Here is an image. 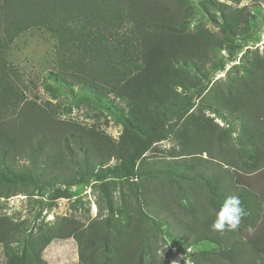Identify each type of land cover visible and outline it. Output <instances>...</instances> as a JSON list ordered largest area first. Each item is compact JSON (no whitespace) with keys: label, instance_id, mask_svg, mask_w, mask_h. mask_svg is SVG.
<instances>
[{"label":"trees","instance_id":"trees-1","mask_svg":"<svg viewBox=\"0 0 264 264\" xmlns=\"http://www.w3.org/2000/svg\"><path fill=\"white\" fill-rule=\"evenodd\" d=\"M229 1L241 3L243 0ZM183 12L186 15L180 0H0V34H3L0 48L8 41L7 27L16 24L18 17L29 18L34 24L56 31L63 40L58 53L59 71L49 74L52 84L47 86L48 91H70L67 84L69 78L77 81L74 83L71 80L73 84L88 81L99 91L114 93L141 109L148 104L144 108L148 115H153L151 105L154 103V113L161 114L166 103L158 102L169 101L174 105V98L180 97L171 89V83L177 82L187 89V79L177 74L178 67L200 69L209 63L210 44L215 45L212 36L205 32L200 37L186 32L188 15L183 17ZM239 18L235 12L224 15V30L232 32L233 28L240 27L243 30ZM71 22L73 29H70ZM68 30L72 31V36L65 34ZM255 34L256 31L244 42L253 39ZM241 48V43L231 46L228 58H223L214 66V73L224 71L226 64L234 61ZM0 54L3 58L1 50ZM7 68L1 59V186L6 189H15L26 183L36 188H48L55 184L72 186L91 180L101 182L109 175L119 179L144 176L147 181L148 175L137 169V162L146 152L151 138L162 140L164 133L152 126L144 130L142 125L115 112V119L126 128L118 147L99 131L61 120L52 104L44 107L28 100ZM193 84L195 82L190 83L191 87H195ZM208 86L209 83L198 90L199 97L206 93ZM213 99L214 104L208 102L209 105L218 107L226 117L240 123V138L243 140L238 148L231 146L233 155L229 153L230 142L226 132L209 135L200 126L192 127L184 158L172 162L173 166L167 172L177 182L183 177L189 179L190 173L193 174L191 179L204 181L208 192L214 193L207 203L214 206L215 212L227 196H239L247 212L239 227L254 229L262 212L259 196L247 188L228 185V181L235 179L233 169L239 168L240 161L249 173L264 167V57L254 55L246 62L243 76L231 79L223 88H218ZM191 109H181L178 113L183 116ZM244 146L251 149H243ZM245 153L251 159L249 165L243 160ZM117 154L125 159L127 169H103ZM204 154L208 155L207 158H203ZM20 161H27L29 167L25 172L16 174L7 164L16 165ZM214 164L218 165L215 169ZM207 168L213 170L207 173ZM177 182H173L175 187ZM142 189L141 195L145 199L150 194L149 186L142 183ZM181 192L184 190L178 187L175 196L177 199L185 197L186 205L181 207L191 221V224L182 226L181 232L186 235L182 239L190 238L189 246L209 241L222 248L215 257L205 252L194 256L192 262L241 264L246 249L243 242L236 240V231L213 230L215 214L204 212L197 194L189 199ZM144 202L148 206V202ZM143 215L147 220L155 221L152 216ZM156 224L159 223L156 221ZM4 227L0 218V242L7 237ZM68 238L69 235L41 236L37 243L32 242L30 248L34 251L36 262L42 264L38 250L42 251L54 239ZM110 239L113 243L109 245L107 242L105 248L103 246L107 244H79L83 264H159L155 260L150 263L145 261L142 238L118 235ZM104 253L107 260L102 262ZM253 261L251 264H256L258 260L254 258ZM16 264H25V257L18 258Z\"/></svg>","mask_w":264,"mask_h":264},{"label":"rangeland","instance_id":"rangeland-1","mask_svg":"<svg viewBox=\"0 0 264 264\" xmlns=\"http://www.w3.org/2000/svg\"><path fill=\"white\" fill-rule=\"evenodd\" d=\"M180 1L186 11L183 17L188 15L186 32L197 37L205 32L212 36L216 47L210 44L209 63L200 69L193 66L185 69L178 67L177 74L187 79V89L177 82L171 83V89L180 97L174 98V105L169 101L158 102L166 103L164 113L161 114L157 113V105V114L154 113V103L151 105L153 115H148L145 111L148 104L141 109L114 93L99 91L88 81L73 84L72 81H77L69 78L67 84L70 91H48L47 86L52 84L49 74L59 71L58 53L63 41L61 35L48 27L30 22L29 18L18 17L17 25L13 23L7 27L8 43L0 48L3 55L0 60L3 59L28 100L36 101L44 107L52 104L61 120L99 131L118 147L126 134V128L115 119V112L142 125L144 130L152 126L164 133V137L159 141L152 137L146 152L137 162V169L148 175L147 181L144 176L119 179L109 175L101 182L91 180L87 183H74L72 186L55 184L48 188H36L26 183L15 189H6L0 185V196L5 197H0V218L5 225L3 231L7 234L0 242V264H16L17 259L23 256L25 264H38L30 244L37 243L41 236L53 235H69L70 238L54 239L42 251L38 250L42 264H83L79 244H107L103 246L105 248L108 243H113L110 238L118 235L142 238L147 263L155 260L159 264H194L192 258L198 254L207 252L215 257L221 252L222 248L216 243L204 241L189 246L191 239H182L186 236L181 232L182 226L191 224V221L181 207L186 205L185 197L177 199L175 196L178 187L184 190L181 193L189 199L191 195L197 194L196 198L201 199L204 212L215 214L214 206L207 203L214 193L208 192L204 181L191 179V173L189 179L183 177L177 182L167 171L173 166L172 162L184 158L188 133L192 127L200 126L209 135L228 133L230 154L233 153L231 146L237 149L243 140L240 138V123L226 117L218 107L211 105L214 104L213 97L218 88H223L231 79L243 76L246 62L254 55L264 57V0H243L241 3L229 0ZM232 12L240 16L239 24L243 30L241 27L233 28L232 32L224 30L223 16ZM71 24L70 29H73ZM255 31L253 39L244 42ZM71 32L65 34L72 36ZM237 43H241L242 48L236 53L234 61L228 62L224 71L214 73V66L223 58H228L229 48ZM192 82H195V87H191ZM207 83L208 94H204L205 98L204 95L199 97L198 90ZM191 107L183 116L178 113L181 109ZM246 148L251 149L250 146H244L243 149ZM207 156L204 154L203 158ZM243 160L251 164L246 153ZM238 164L239 168L233 169L235 179L229 180L228 185L253 191L262 204L260 220L252 231L245 227L235 230L236 240L243 242L246 249L241 264L254 263V258L258 260L256 264H264V167L249 173L241 161ZM7 165L16 174L25 172L29 167L27 161ZM217 166L214 164L213 169ZM115 168L127 169V163L120 154L103 167L105 170ZM213 169L207 168V173ZM75 172L78 171L75 169ZM173 182H177L178 186L175 187ZM142 183H146L150 190L145 199L141 195ZM143 214L152 216L155 221L147 220ZM106 260L107 255L104 253L102 262ZM217 264L230 263L217 261Z\"/></svg>","mask_w":264,"mask_h":264},{"label":"clouds","instance_id":"clouds-1","mask_svg":"<svg viewBox=\"0 0 264 264\" xmlns=\"http://www.w3.org/2000/svg\"><path fill=\"white\" fill-rule=\"evenodd\" d=\"M245 215H247V212L242 206L239 196H227L215 212L212 228L216 231H234L240 226ZM249 231H252V229L250 228Z\"/></svg>","mask_w":264,"mask_h":264}]
</instances>
